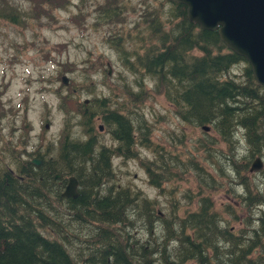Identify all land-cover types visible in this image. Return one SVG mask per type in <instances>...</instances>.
Here are the masks:
<instances>
[{"label": "trees", "instance_id": "trees-1", "mask_svg": "<svg viewBox=\"0 0 264 264\" xmlns=\"http://www.w3.org/2000/svg\"><path fill=\"white\" fill-rule=\"evenodd\" d=\"M23 1L29 3V8L12 0H0V19L11 25L27 20L42 23L53 17L52 11L66 9L71 4L70 0ZM118 2L102 0L103 6L109 7H116ZM167 2L170 10H153L143 18L146 21L142 22L145 27L141 31L147 33L146 36L139 33L132 37L128 31L124 36L109 37L116 49L129 40L140 45L141 53L123 54L122 67L130 71L136 70L132 66L138 67L142 75L141 80L135 83L136 88L142 90L144 80H151L157 94H163L165 100L173 105V113L183 123L193 124L200 129L211 128L218 135V140L230 142L233 139L231 134L234 136V145H237L238 140H235L234 128L239 127L246 135L247 140L243 141L245 145H253L254 149L263 146L264 149V138L257 133L258 130L264 132V87L255 83L248 63L226 49L218 39L217 31L199 29L185 18V6L172 0ZM106 11L101 12L103 22H116L118 13L109 12L107 8ZM119 11L122 13V10ZM160 12L167 15L162 18ZM86 17L84 14L82 21ZM44 60L55 62L50 55ZM241 63L246 64L245 67L239 76H233L232 69L238 68ZM101 66L99 61L90 65L85 76L97 73ZM67 67H63L62 73H73V67ZM71 88L67 86V97L59 96L58 107L64 112L65 120L57 155L50 152L53 146L41 155L37 152L28 155L21 151H11L14 164L0 166V264H73L58 239L50 237L56 235V230L40 223V220L45 219L44 212H49L47 206L41 204L49 203L48 197H51L54 204H64L72 219L78 218L86 224L97 225V236L93 235L98 242L93 246V255L99 257L100 264H264V210L255 214L256 208H264V176L262 192H259L257 186H248L246 181V184H240L244 194L238 196V200L243 209H247V213L243 228L234 232L216 212L212 200L217 195L215 187L210 189L205 185V179L197 173V164L193 159L180 161L168 155L169 151L173 152L171 149H165L164 153L156 150L151 160H141L139 165L146 174V184L156 188L170 206L167 215L161 218V212L153 208L155 203L142 197L139 192L119 186L112 195L111 189L106 187L115 178L111 164L113 157L124 160L136 158L135 141L140 148L150 150L151 128L148 123L132 121L130 125L118 108L105 112V109L112 106L109 105L111 100L93 98L85 103L79 97L75 98ZM128 98L140 105L135 94L129 93ZM242 103L244 106L240 107ZM70 105L76 106V109L72 110ZM5 114L0 99V123ZM99 124L109 132L118 143L117 146H99ZM76 127L79 131L74 129ZM29 128L26 123L22 130L28 131ZM242 135L241 139L244 137ZM197 150L200 152L199 148ZM260 153L259 150H252L249 156L263 157ZM23 154L27 155L28 160L23 159ZM34 157L41 161L39 166L30 163V158ZM190 170L195 171V175ZM57 173L62 178L55 179ZM69 176L79 181V195L75 199L61 195ZM222 176L225 179L223 172ZM190 179L197 180L196 190L199 191L187 197L189 207L196 202L194 209L187 210L176 203L174 186ZM164 184L172 187L165 189ZM202 186L208 190L204 191ZM250 189H253L254 194ZM180 210L183 215L178 217ZM223 210L227 215H233L229 207ZM148 220L152 224L158 220L163 225L161 244H153L152 249L145 250H139L138 246V253L131 246L136 243L133 241L130 245L128 239L123 245L114 246L112 226L127 223L132 229L138 221L145 222L146 226ZM236 220L234 217L233 221ZM52 223L55 225L54 220ZM46 229L48 235L43 232ZM9 239L13 244L6 243ZM169 242L174 243L177 250H170L169 253L165 251ZM219 243H225L227 248H220ZM97 244L100 247H96ZM116 250L123 256L115 254ZM153 253H156L157 260L153 259ZM227 255L230 258L226 259ZM146 257L149 259L145 262Z\"/></svg>", "mask_w": 264, "mask_h": 264}, {"label": "rangeland", "instance_id": "rangeland-1", "mask_svg": "<svg viewBox=\"0 0 264 264\" xmlns=\"http://www.w3.org/2000/svg\"><path fill=\"white\" fill-rule=\"evenodd\" d=\"M12 1L24 8H29V3L26 4L23 0ZM70 1V6L66 9L59 8L52 11L53 17L42 23L27 20L18 25H11L0 19V99L3 109L6 111L0 123V155L2 156L0 166L14 164L11 151H17V153L21 151L28 155L37 152L38 155H41L53 146L50 152L57 155L65 120L64 112L60 111L58 107L59 96L67 97L66 95L69 93L67 86L70 85L75 98L79 97L80 101L107 98L111 100L112 103L109 105L112 106L105 109L106 113L118 108L121 111L120 114L129 120L130 125L133 124L132 121H143L148 123L151 128L149 151L140 148L135 141L137 145L134 147L136 158L130 160H124L121 157L112 158L111 164L115 178L113 182L106 185L111 189L112 195L115 194V189L119 186L128 188L130 191L139 192L148 201L154 202L153 208L161 212V218L167 215L170 206L165 203L156 188L146 184V174L140 167L139 161L151 160L156 150H162L160 152L164 153L165 149H171L173 152L168 150V155L173 156L174 159L180 161L193 159L192 161L197 164V173L205 179V185L210 189L215 187L217 195H214L212 200L216 212L230 229L234 232L239 231L243 228L247 213V209H243L238 200V196L244 194L240 184L247 182L248 186H257L259 192H262L263 146H260L259 149L256 146L254 149L253 145H245L243 141L246 142V135L239 127L234 128L235 140L238 139L237 145H234V136L231 134L230 137L233 139H229L230 142L225 139L218 140V135L214 134L210 127L203 131L193 124L183 123L173 113V105L165 100L163 94H157L151 80H144L142 90L136 88L135 83L141 80L142 75L138 67L132 66L136 69L133 71L122 67L123 54L125 52L141 53L140 45L129 40L116 49L109 41V37L124 36L128 31L131 32L132 37L139 33L146 36L147 33L141 31L145 27L142 26V22L146 21L143 18L153 10H158V12L160 9L162 12L170 10L167 0H119L116 7L103 6L102 0ZM106 8L109 12L118 13L116 22H103L101 12H108ZM119 10H122V13ZM162 12L160 15L164 18L167 14ZM84 14L87 17L82 21ZM193 54L197 53L193 52ZM49 55L55 62L44 60ZM98 61L102 64L99 71L86 77L85 73L88 67L97 64ZM108 62L111 64L110 76L106 67ZM245 65L241 63L240 68H233L232 75L239 76ZM64 66L66 68H68L67 66L73 67V73H62ZM63 75L67 76L69 85L62 83ZM62 84L64 86L60 88ZM146 92L148 96H146ZM129 93L136 95L140 105L133 103L128 98ZM242 106H244L243 103L240 107ZM70 107L72 110L76 109L74 105H70ZM8 108L11 110L8 111ZM26 123L30 126L28 131L22 130ZM74 129L79 131L78 127ZM257 133L264 138L263 131L258 130ZM241 134L244 135V139H241ZM97 140L99 146L105 145L112 148L118 145L105 128L98 132ZM237 146L239 147L236 149ZM252 150H259L263 156L262 166L258 172H249V165L255 159L254 156H249ZM23 159L27 160V155L23 154ZM191 173L195 175V171L192 170ZM184 182H178V185L174 186V196L178 206L191 210L195 208L196 202H193L189 207L187 197L198 193L199 190H196L198 183L196 179ZM173 184L175 185V183ZM170 187H172L170 184L163 185L165 189ZM201 188L204 191L208 190L203 186ZM252 191L253 189H250V192L254 194ZM48 199L49 203H41L47 206L49 212H44L45 219L44 221L40 220V223L46 228L53 227L56 230V235L50 237L58 239L57 241L64 248L73 264H92L93 261L95 264H100L98 263L99 257L93 255L95 252L93 246L95 242H98L97 237L93 235V233L96 235L97 225L86 224L77 220L78 218L72 219L64 204H54L51 202V197ZM165 199H167L166 196ZM0 203H2L1 200ZM224 207H229L233 215H227L223 210ZM262 209L264 210L263 207L256 208L255 214ZM182 215V210L178 211L177 216L181 217ZM233 216L237 219L236 221H233ZM55 218H57L56 221ZM53 220L56 226L52 223ZM149 221L146 222V226L145 222L138 221L132 229L128 227L127 223L112 226L114 246L119 247L128 239L130 245L133 241L136 243L131 246L134 247L133 251L138 253L139 251L136 250L138 246L139 250H145L152 249L153 244H161V227L163 225L158 220L153 221V224L148 223ZM14 224L17 225L15 222ZM47 230L43 231L46 235H48ZM6 243L13 244L10 239ZM223 244L219 243L218 246L222 249H224L223 246L227 248L226 244ZM96 247H100V244H97ZM167 247L165 251L168 253L170 250H177L176 245L171 242ZM122 252L128 257L126 252ZM115 254L123 256L118 250L115 251ZM152 256H154V260H157L156 253H153ZM228 258H230L229 255L226 259ZM148 259L146 257L145 262Z\"/></svg>", "mask_w": 264, "mask_h": 264}, {"label": "water", "instance_id": "water-1", "mask_svg": "<svg viewBox=\"0 0 264 264\" xmlns=\"http://www.w3.org/2000/svg\"><path fill=\"white\" fill-rule=\"evenodd\" d=\"M185 6V18L204 31H217L225 47L244 58L255 83L264 87V0H172ZM110 69V65H107ZM111 69L109 70V74ZM67 83V78L62 77ZM88 100L86 99L85 103ZM102 130V125H99ZM204 131L206 127L202 128ZM32 162L39 164L40 161ZM261 161L255 159L249 171H259ZM60 175L56 174L55 178ZM78 180L69 176L63 197H78Z\"/></svg>", "mask_w": 264, "mask_h": 264}, {"label": "flooded vegetation", "instance_id": "flooded-vegetation-1", "mask_svg": "<svg viewBox=\"0 0 264 264\" xmlns=\"http://www.w3.org/2000/svg\"><path fill=\"white\" fill-rule=\"evenodd\" d=\"M22 153H25V152H22ZM30 159H31L30 163L33 164V165H35V166H39V165L41 164V162H40L39 164H34V163L32 162V160H36L35 157H34V158H30ZM27 160H28V159H27ZM64 187H65V186H64Z\"/></svg>", "mask_w": 264, "mask_h": 264}]
</instances>
